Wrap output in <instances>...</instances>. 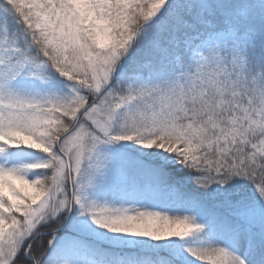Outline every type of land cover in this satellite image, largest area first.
<instances>
[{
    "label": "snow or ice",
    "instance_id": "snow-or-ice-1",
    "mask_svg": "<svg viewBox=\"0 0 264 264\" xmlns=\"http://www.w3.org/2000/svg\"><path fill=\"white\" fill-rule=\"evenodd\" d=\"M0 264H264V0H0Z\"/></svg>",
    "mask_w": 264,
    "mask_h": 264
}]
</instances>
